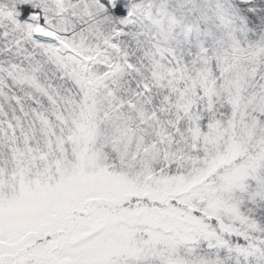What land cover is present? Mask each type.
<instances>
[{"label":"snow or ice","instance_id":"obj_1","mask_svg":"<svg viewBox=\"0 0 264 264\" xmlns=\"http://www.w3.org/2000/svg\"><path fill=\"white\" fill-rule=\"evenodd\" d=\"M0 264H264V0H0Z\"/></svg>","mask_w":264,"mask_h":264}]
</instances>
